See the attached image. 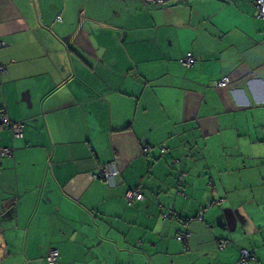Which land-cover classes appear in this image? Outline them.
Listing matches in <instances>:
<instances>
[{
  "label": "crops",
  "instance_id": "crops-1",
  "mask_svg": "<svg viewBox=\"0 0 264 264\" xmlns=\"http://www.w3.org/2000/svg\"><path fill=\"white\" fill-rule=\"evenodd\" d=\"M0 39V264H264L255 0H0Z\"/></svg>",
  "mask_w": 264,
  "mask_h": 264
},
{
  "label": "built area",
  "instance_id": "built-area-1",
  "mask_svg": "<svg viewBox=\"0 0 264 264\" xmlns=\"http://www.w3.org/2000/svg\"><path fill=\"white\" fill-rule=\"evenodd\" d=\"M148 3L153 4H162L166 0H145ZM255 4L257 7V15L260 17H264V0H255ZM57 19H60V15L56 16ZM5 41L0 39V48L5 45ZM180 62L185 67H190L194 63V57L191 52H186L181 58ZM6 73V67L4 65H0V75H3ZM227 79H220L218 80L215 85L217 87H226L227 86ZM1 123L8 127L13 137H21L23 135V122L22 121H11L6 114V112H1ZM141 149L143 152H147L148 146L146 144L141 145ZM161 150H164V147H161ZM13 149L11 147H2L0 149V154L9 156L12 155ZM119 173V170L115 164L114 161H108L102 165H100L97 170L92 173L93 179H99L103 181L104 183L108 184L109 186H112L116 182V177ZM181 191V192H180ZM178 191L181 196H185L183 193V190ZM142 193V186L141 184H137L133 187H129L126 189L124 193V199L126 203L131 204L135 201L141 200L143 198ZM221 199L217 200L216 203H218ZM206 209V208H204ZM203 209V210H204ZM162 217H167V212L162 213ZM196 219H202V213H198L195 216ZM188 235L187 231L181 232L177 235V239L184 240ZM227 240H220L218 247L219 249H223L225 245L227 244ZM59 255V252L55 248H49L45 253V258L48 264H53L57 257ZM254 260V257L250 253V251L246 248H242L240 250V259L237 262V264H246L248 261Z\"/></svg>",
  "mask_w": 264,
  "mask_h": 264
},
{
  "label": "trees",
  "instance_id": "trees-1",
  "mask_svg": "<svg viewBox=\"0 0 264 264\" xmlns=\"http://www.w3.org/2000/svg\"><path fill=\"white\" fill-rule=\"evenodd\" d=\"M142 193H143V192H142ZM168 215H169V214H168V212H167V217H168ZM161 216H162V213H161ZM162 218H163V217H162ZM165 218H166V217H165ZM163 219H164V218H163ZM184 231H187V232H188L187 229H184V230L180 231L179 233H177V235L180 234L181 232H184ZM177 235H176V238H177ZM178 240H179V239H178ZM181 241H183V240H181ZM219 241H220V240H219ZM218 244H219V242L217 243V248L219 249ZM227 244H228V243H227ZM227 244H226V245H227ZM226 245H225V247H226ZM225 247H224V248H225ZM224 248H223V249H224ZM221 250H222V249H221ZM250 253H251V252H250ZM252 256H253V255H252ZM58 257H59V255H58ZM58 257H57V259H58ZM45 259H46V258H45ZM57 259H56V261H57ZM254 259H255V258H254ZM56 261H55L54 263H56ZM250 261H252V260H250ZM250 261H248V263H249ZM47 263H48V262H47ZM54 263H53V264H54ZM246 264H247V263H246Z\"/></svg>",
  "mask_w": 264,
  "mask_h": 264
}]
</instances>
